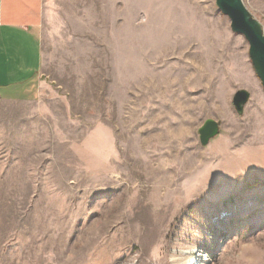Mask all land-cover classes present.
Here are the masks:
<instances>
[{
	"label": "rangeland",
	"instance_id": "374dc122",
	"mask_svg": "<svg viewBox=\"0 0 264 264\" xmlns=\"http://www.w3.org/2000/svg\"><path fill=\"white\" fill-rule=\"evenodd\" d=\"M40 31V97L0 99V264H264V89L215 0H43Z\"/></svg>",
	"mask_w": 264,
	"mask_h": 264
},
{
	"label": "crops",
	"instance_id": "0c3cea01",
	"mask_svg": "<svg viewBox=\"0 0 264 264\" xmlns=\"http://www.w3.org/2000/svg\"><path fill=\"white\" fill-rule=\"evenodd\" d=\"M43 0H0V99L32 102L42 89Z\"/></svg>",
	"mask_w": 264,
	"mask_h": 264
},
{
	"label": "water",
	"instance_id": "95a60500",
	"mask_svg": "<svg viewBox=\"0 0 264 264\" xmlns=\"http://www.w3.org/2000/svg\"><path fill=\"white\" fill-rule=\"evenodd\" d=\"M218 9L229 18L230 28L242 35L248 43V54L252 67L264 89V28L260 21L247 8L243 0H215ZM250 98L248 90L238 89L233 95V105L238 114H242ZM219 132V122L213 118L206 119L198 129L201 145Z\"/></svg>",
	"mask_w": 264,
	"mask_h": 264
},
{
	"label": "bare ground",
	"instance_id": "6f19581e",
	"mask_svg": "<svg viewBox=\"0 0 264 264\" xmlns=\"http://www.w3.org/2000/svg\"><path fill=\"white\" fill-rule=\"evenodd\" d=\"M202 261V260H201ZM205 261V259L202 261V262H204ZM200 264V263H199Z\"/></svg>",
	"mask_w": 264,
	"mask_h": 264
}]
</instances>
